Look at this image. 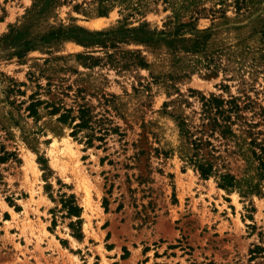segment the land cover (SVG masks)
I'll list each match as a JSON object with an SVG mask.
<instances>
[{"label":"rangeland","instance_id":"1","mask_svg":"<svg viewBox=\"0 0 264 264\" xmlns=\"http://www.w3.org/2000/svg\"><path fill=\"white\" fill-rule=\"evenodd\" d=\"M41 1L0 0V264H264V0ZM74 26L135 30L47 37ZM212 95L242 109L204 177Z\"/></svg>","mask_w":264,"mask_h":264},{"label":"trees","instance_id":"2","mask_svg":"<svg viewBox=\"0 0 264 264\" xmlns=\"http://www.w3.org/2000/svg\"><path fill=\"white\" fill-rule=\"evenodd\" d=\"M51 0H42L41 2L44 5L48 4ZM190 23L181 24L182 26L187 25ZM135 29H123L118 28L113 31H89L81 26H74L69 28L67 31H62L59 29L50 33L47 37H57V36H65L74 38L79 43H86L91 44L92 42H96L99 37L107 36L112 33H119V32H129L134 31ZM207 29H197L198 32L202 33ZM166 35L164 31L161 32H148L144 29L143 25L140 27H136V39L142 41H153L158 40L160 36ZM198 42H196V48H198L201 41L199 40V36L196 38ZM24 46L30 48L31 45L29 42H24ZM36 103H31L30 107L34 110V105ZM242 109L240 104L237 102L236 97H231L230 99H225L222 97H218L215 95L210 96L209 98H205L202 103V111L200 119L202 120L201 123L196 128V132L201 133L200 136H194L193 132L188 129H183L182 125L184 121L180 123V127L182 130L188 133L190 137H192L191 143L194 148V154L191 160L195 167L199 170L200 174L204 177L209 176L214 171H216L214 167V157L213 155H205V151L203 150L204 147L211 144V142L207 139L202 137L203 134L208 133L209 135H213L216 132L219 133V136L226 137L227 135H235L234 129L232 125L235 123L234 116L238 117L241 116L239 111ZM32 110V109H31ZM72 109H65V112L59 115V119L61 121L66 122L68 119L70 121H75L76 118L79 119L78 122L74 124V127L81 128L89 125L90 121V112L89 108L85 106H81L78 109V115H71ZM57 108H54L52 112H56ZM252 153L258 159V169L259 174L262 178H264V142H258L255 138H252L249 141ZM257 148V149H255ZM211 149H214L211 147ZM209 154V153H208ZM235 183L234 176L229 172H224L220 174V185L222 186H232ZM78 207L72 208L71 210H76ZM71 212V211H70Z\"/></svg>","mask_w":264,"mask_h":264},{"label":"bare ground","instance_id":"3","mask_svg":"<svg viewBox=\"0 0 264 264\" xmlns=\"http://www.w3.org/2000/svg\"><path fill=\"white\" fill-rule=\"evenodd\" d=\"M95 24H96V25H100V24H101V20H100V19H99V20H96V21H95Z\"/></svg>","mask_w":264,"mask_h":264}]
</instances>
